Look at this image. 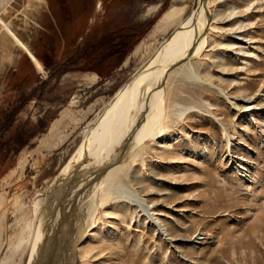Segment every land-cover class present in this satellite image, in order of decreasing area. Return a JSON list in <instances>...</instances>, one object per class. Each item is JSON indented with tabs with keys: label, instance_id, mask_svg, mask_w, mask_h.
Instances as JSON below:
<instances>
[{
	"label": "rangeland",
	"instance_id": "374dc122",
	"mask_svg": "<svg viewBox=\"0 0 264 264\" xmlns=\"http://www.w3.org/2000/svg\"><path fill=\"white\" fill-rule=\"evenodd\" d=\"M196 2L0 0L2 21L14 32L29 23L44 56L33 60L41 72L21 58L0 79V264L34 220L38 191L76 168L84 126ZM210 2L226 34L209 35L186 66L194 75L169 67L163 135L144 140V165L128 163L110 199L98 197L81 244L95 256L80 245L78 264H264V0ZM170 7L172 22L153 32ZM11 41L0 24V53ZM176 104L192 108L178 119Z\"/></svg>",
	"mask_w": 264,
	"mask_h": 264
},
{
	"label": "bare ground",
	"instance_id": "6f19581e",
	"mask_svg": "<svg viewBox=\"0 0 264 264\" xmlns=\"http://www.w3.org/2000/svg\"><path fill=\"white\" fill-rule=\"evenodd\" d=\"M212 4L210 0H197L188 15L163 37L154 51L108 100L103 110L84 126L75 157L76 168L73 171L61 169L53 180L47 181L38 191L33 201L34 220H26L10 254L4 258V264H13V257L20 250L24 251V255L14 264H78L75 251L87 241L95 227L98 197L110 199L113 190L122 185V178H126L123 173L128 163L144 165V140H156L163 135L167 118L164 85L166 75L170 74L169 67L176 65L172 70L179 69L187 77L194 75L193 69L186 66L192 59L201 56L209 35L226 34L224 29L215 25L221 12L212 13ZM155 9L156 6L148 12ZM175 12L170 7L153 32L168 26ZM238 14L239 10L231 9L227 17L236 18ZM0 24L35 60L30 48L9 24L1 18ZM232 34L234 38L241 39L237 32ZM237 52L241 53L242 49ZM191 108L176 104L174 115L179 119ZM140 199L145 202V199ZM144 210L148 217L152 216L147 206ZM79 249L82 257L95 256L91 254L94 250L92 246L82 248L81 245Z\"/></svg>",
	"mask_w": 264,
	"mask_h": 264
},
{
	"label": "crops",
	"instance_id": "0c3cea01",
	"mask_svg": "<svg viewBox=\"0 0 264 264\" xmlns=\"http://www.w3.org/2000/svg\"><path fill=\"white\" fill-rule=\"evenodd\" d=\"M39 6L41 7L39 12H43V6L41 4ZM40 19H41V15L39 17V20ZM39 23H40V21H39ZM39 26L42 27L41 25H39ZM14 29H15V33L26 43L27 46L30 47V49L32 50V52L35 55V57L39 60V62L42 65V63H43L42 61L44 60V58H43L44 56H40L39 57L38 54H36L34 48L30 44V42H28V41H30L32 39L31 38V36H32V31H31L32 30V26L29 23L25 22V24L16 26ZM50 29L51 28H49V26H48L46 28L45 32L48 34ZM21 58H26L28 60V62H30L32 64L33 68H35L38 72H41L36 67V65L33 63V60L31 59L29 54L26 53V51H24L22 48L18 47L13 41L12 44L10 46H8V48L5 51V53L4 52L0 53V79L2 78V75L5 74V70L6 69L8 70L12 66L16 65L20 61Z\"/></svg>",
	"mask_w": 264,
	"mask_h": 264
}]
</instances>
